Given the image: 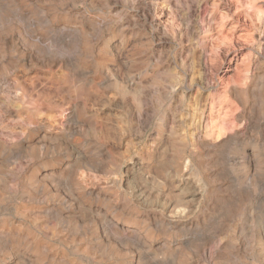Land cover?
I'll return each instance as SVG.
<instances>
[{"label":"rangeland","instance_id":"rangeland-1","mask_svg":"<svg viewBox=\"0 0 264 264\" xmlns=\"http://www.w3.org/2000/svg\"><path fill=\"white\" fill-rule=\"evenodd\" d=\"M0 264H264V0H0Z\"/></svg>","mask_w":264,"mask_h":264},{"label":"bare ground","instance_id":"bare-ground-1","mask_svg":"<svg viewBox=\"0 0 264 264\" xmlns=\"http://www.w3.org/2000/svg\"><path fill=\"white\" fill-rule=\"evenodd\" d=\"M77 156V155H76ZM173 170V169H172ZM134 171V170H133ZM138 173V172H137ZM183 176V175H182ZM174 178H175V176H174ZM173 179V178H172ZM171 181V180H170ZM178 181V180H177ZM144 183V182H143ZM176 184V183H175ZM178 184H180V182L178 183ZM179 186V185H178ZM186 187V186H185ZM180 190H181V188H180ZM138 194V193H137ZM140 194V193H139ZM147 198V197H146ZM161 198V197H160ZM183 199V198H182ZM185 199V198H184ZM160 200V199H159ZM183 203V202H182ZM180 208V207H179ZM179 211V210H178ZM183 211V210H182ZM181 212V211H180ZM175 216V215H174ZM176 217V216H175Z\"/></svg>","mask_w":264,"mask_h":264}]
</instances>
